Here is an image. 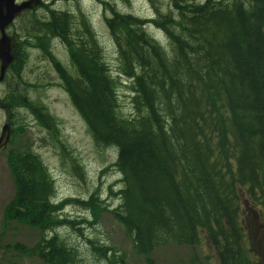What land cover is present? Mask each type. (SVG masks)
<instances>
[{
    "label": "trees",
    "instance_id": "trees-1",
    "mask_svg": "<svg viewBox=\"0 0 264 264\" xmlns=\"http://www.w3.org/2000/svg\"><path fill=\"white\" fill-rule=\"evenodd\" d=\"M105 5L117 74L74 14H53L48 29L66 41V31L74 30L68 49L76 74L65 79V90L96 144L117 148L113 165L123 187L113 191L112 185L111 193L121 203L110 209L98 192L54 203L55 181L40 156L32 149L10 152L15 195L5 219L42 232L33 247L13 248L42 264H82L57 233H46L68 226L83 235L85 225L109 212L146 264H155L152 253L162 246L186 245L195 254L202 233L221 264H258L243 242L251 212L264 219V0H169L166 10L154 5L150 18L120 12L112 0ZM122 77L132 82L130 115L120 109ZM22 79L20 107L33 105L39 122L50 126L55 117L24 92ZM57 124L49 129L55 137ZM74 168L83 176L79 163ZM73 203L89 208L92 219L64 216V206ZM87 240L108 264L123 262L111 246Z\"/></svg>",
    "mask_w": 264,
    "mask_h": 264
},
{
    "label": "rangeland",
    "instance_id": "rangeland-1",
    "mask_svg": "<svg viewBox=\"0 0 264 264\" xmlns=\"http://www.w3.org/2000/svg\"><path fill=\"white\" fill-rule=\"evenodd\" d=\"M77 2L81 3V7ZM112 2L117 4L116 9L120 12L146 18L156 15L154 5L166 10L169 4V0H112ZM60 4L65 5L74 13L81 8L88 16L94 24L96 33L94 38H97L102 47L106 63L114 74H117L120 67L118 47L106 24V17L111 13V9L95 0H78L73 3L62 1ZM152 30L153 28H150L151 32ZM57 55L62 62H70L66 47H60ZM22 75L24 80L39 85L54 80L59 81L50 62L44 60L38 52H33L27 58ZM120 81L118 89L120 109L123 114L130 115L133 113L134 92L130 88L132 82L126 77H122ZM42 89L43 87L31 89L30 96L33 100H42L55 119L50 122V126H44L37 120L34 111L36 109L33 105L28 104V108L21 107L22 131L16 138L18 150L32 149L43 160L55 181L56 201L69 197L88 200L90 196H96L98 192L99 198L106 202V206L118 207L121 201L111 193L112 185L113 191L123 187L120 181L122 175L113 165L118 158L117 148H107L96 144L87 123L66 93L56 87ZM38 114L40 116V113ZM1 118L0 113V120ZM56 122L58 123L56 125L57 137L49 131ZM10 152L5 150L0 152V264H42V260L37 255L20 252L13 248V245L17 243L28 248L33 247L40 240L42 232L39 228L26 223L5 219V208L15 195V184L7 163V156ZM74 162L79 163L83 176L75 170ZM62 214L77 219H92L93 217L89 208L77 203L68 205ZM247 218L250 229L254 228L252 224H257L258 221ZM260 222L264 223V219ZM85 227L83 235L68 226H60L56 231L48 232L46 235L52 236L57 233L70 248L75 249L82 264H108L105 259L97 257L88 238L111 246L118 257L123 256V262L120 264H145L144 259L136 254L132 238L114 220L111 213H100L97 222L85 225ZM262 230L259 237L264 235ZM253 233L250 231L251 242L254 240ZM261 247L264 249V243ZM262 248L258 249L261 251L260 262L264 264ZM153 257L155 264H221L216 248L208 241L205 234L202 236L200 245L195 247V254L186 245H167L157 248L153 252Z\"/></svg>",
    "mask_w": 264,
    "mask_h": 264
},
{
    "label": "flooded vegetation",
    "instance_id": "flooded-vegetation-1",
    "mask_svg": "<svg viewBox=\"0 0 264 264\" xmlns=\"http://www.w3.org/2000/svg\"><path fill=\"white\" fill-rule=\"evenodd\" d=\"M21 3L25 0H15ZM62 1L75 2L78 0H41L40 4L32 9H24L4 28L0 25V141L4 143L0 148L1 151L17 152L18 150V133L20 132V93H21V77L25 70L27 58L33 52H38L44 60L50 62L55 76L59 81H50L46 83V88H59L62 92L69 96L65 90V79L75 75V68L71 62V56L68 49L69 40L74 42V30L68 29L67 41L62 35H51L48 24L51 23L53 14L72 13L76 16L75 24L79 26L80 31L87 37L96 36L94 24L89 20L88 16L81 10L72 12L65 5H61ZM99 1V0H95ZM102 0V3L105 4ZM81 7V3L77 2ZM79 13V14H78ZM68 27V25H67ZM69 33L72 38H69ZM5 41V45H3ZM42 41H44L42 43ZM66 47L70 62H62L57 55L60 47ZM6 47H10V60L6 62L2 56L6 51ZM20 54H22V65ZM65 73V74H64ZM24 80V79H22ZM27 83L26 94L30 96V90L35 88L33 82ZM33 101V98L30 96ZM22 108H28L23 106ZM32 112V111H31ZM33 113V112H32ZM34 114V113H33ZM38 120V119H37ZM6 128V132L5 131ZM25 150V149H23ZM261 225H257L260 228ZM259 232V229H258ZM264 239V238H263ZM260 241L259 247L264 243ZM263 249V248H262ZM264 251V249H263Z\"/></svg>",
    "mask_w": 264,
    "mask_h": 264
},
{
    "label": "water",
    "instance_id": "water-1",
    "mask_svg": "<svg viewBox=\"0 0 264 264\" xmlns=\"http://www.w3.org/2000/svg\"><path fill=\"white\" fill-rule=\"evenodd\" d=\"M41 0H25L21 3H16L15 0H0V25L4 28L7 24H9L17 15L21 13L24 9H32L40 4ZM3 45H5V41H3ZM6 51L3 52L2 56L9 62L10 56V47H6ZM6 132V128L5 131ZM3 141H0V148L3 146Z\"/></svg>",
    "mask_w": 264,
    "mask_h": 264
},
{
    "label": "bare ground",
    "instance_id": "bare-ground-1",
    "mask_svg": "<svg viewBox=\"0 0 264 264\" xmlns=\"http://www.w3.org/2000/svg\"><path fill=\"white\" fill-rule=\"evenodd\" d=\"M43 161V160H42ZM122 178V177H121ZM117 197V196H116ZM61 200H63V199H61ZM100 201H103V200H101L100 199ZM54 203H59L60 201H56V199L53 201ZM103 202H105V201H103ZM119 206V205H118ZM67 207V205L66 206H64V208H63V210H65V208ZM117 208V207H116ZM110 209H115V208H110Z\"/></svg>",
    "mask_w": 264,
    "mask_h": 264
}]
</instances>
